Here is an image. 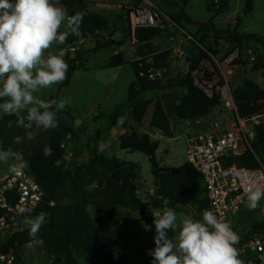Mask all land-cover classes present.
<instances>
[{
	"label": "trees",
	"instance_id": "16d2710c",
	"mask_svg": "<svg viewBox=\"0 0 264 264\" xmlns=\"http://www.w3.org/2000/svg\"><path fill=\"white\" fill-rule=\"evenodd\" d=\"M59 1L69 15L78 12L86 13L81 24V35H69L66 44L59 46L68 49L64 59L69 65L67 78L59 85V91H61L70 85L74 74L83 67L82 55L77 51L71 52L70 49L76 50L89 37H97L96 51L113 48L118 42L113 38L108 41L99 40L100 33L111 30L110 23L105 16L90 11L86 0ZM208 7L210 8V1H208ZM253 9L254 0H245L244 12L248 14ZM171 18L185 30L187 25H194V20L184 11ZM238 22L239 26L241 20ZM210 25V23L207 24L199 31L198 35L201 36L198 41L205 40L209 32L215 31V28ZM163 33L164 31L159 29H138L134 34L132 33V37L138 44L149 47V43ZM227 33L230 42L234 44H241L243 40L258 39L252 35H241L237 30L232 32L228 30ZM188 51L193 57H197L198 53L201 59L205 57L203 50L198 47L192 46L188 48ZM117 57L119 54L112 59L115 60ZM262 58L264 59V55ZM139 63L131 64L136 81L130 86L128 103L137 100L146 92L164 88L161 81L151 82L140 78V72L150 67L146 64L144 67H139ZM123 65H125L123 61L120 63L114 61L111 68ZM255 69L260 68L256 65ZM179 87L186 90V93L175 107V117L178 121L209 118L222 106L219 96L208 97L195 86L190 74L182 78ZM233 96L241 118L250 119L264 114V90L258 84L245 80L241 86L233 90ZM51 100H57V98L53 97ZM124 107V105H117L110 114H104L108 131L118 127ZM151 107H153L151 127L161 131L165 137L172 138V124L160 99L147 100L134 106L130 111L131 119L136 124L143 123ZM99 109L103 110L102 107ZM57 119L59 121L57 128L40 130L35 139L29 140L26 133L33 131L34 126L33 128L17 127L16 116L4 115L0 119V149L11 148L17 154L16 156H22L28 173L43 188L46 195L45 202L37 210L23 214L19 223L25 216L34 218L40 213H46L48 221L41 226L38 238L43 240V245L49 252L56 255L57 259L63 260L62 264H125L116 248L117 239L111 234V231L120 224L119 208L146 213L151 208L162 207L177 211L181 205L190 204L197 208L194 219L200 220V212L208 205L202 175L188 163L170 172L163 171L157 159L160 143L146 133L138 131L127 133L120 137L119 146L121 150L130 153L139 152L148 158L156 188V195L151 202L140 199L138 184L134 178L122 175V162L104 154L92 163L93 179L81 186L78 177L68 176V171L63 170L58 164L63 158L64 141L75 130V118L69 109H64L58 113ZM9 121L12 122V127L8 126ZM255 131L252 150L246 149L238 156L225 158L223 161L225 167L256 169L261 165L264 166V122L257 125ZM45 145L53 150V154L49 157L43 154ZM90 207L95 209V219L89 211ZM153 219V216L146 217V226L155 227ZM103 233L108 235L106 240L103 238ZM29 242L28 228L16 231L12 234L10 243L1 250L2 254H8L10 250L17 252Z\"/></svg>",
	"mask_w": 264,
	"mask_h": 264
},
{
	"label": "rangeland",
	"instance_id": "374dc122",
	"mask_svg": "<svg viewBox=\"0 0 264 264\" xmlns=\"http://www.w3.org/2000/svg\"><path fill=\"white\" fill-rule=\"evenodd\" d=\"M89 1L116 5L117 3H125L129 0ZM151 1L170 17L178 15L181 10H185L193 17L194 22L206 23L203 28H200L196 24L185 27L186 31L190 35H194L196 39L201 36L198 35L199 31L210 23V26H213L215 31H211L213 33L212 40L205 37V40L200 41L204 48L209 49L213 47L214 42L225 48L228 46H239L245 59L250 54L255 58H259L260 62H246L243 69L232 80L231 88L233 91L241 86L245 80H250L264 90V59L262 58L264 55V0H254V9L248 14L244 12L245 0H227L223 9L216 12L208 7V1L210 0ZM53 3L62 6L59 0H53ZM95 5L92 4L90 6L91 10L103 11ZM112 8L116 10L115 6ZM174 12L179 13L172 14ZM108 17L110 19L111 30L100 33L99 40L108 41L113 38L118 44L110 49L96 51L97 37H89L84 40L75 50L82 55L83 67L82 70L74 74L70 85L59 91L60 84H56L49 89H42L36 95L45 101H49L53 97L57 98V101L62 99L67 100L68 103L65 109H69L75 118V130L64 141L62 146L64 150L63 158L58 163L63 170L68 171V176L78 177L79 184L83 186L93 179L92 163L99 156L104 154L110 158H117L125 161L122 162V175L131 176L138 184V196L140 199L151 202L156 195V188L154 176L152 175V167L148 158L139 152L130 153L121 150L119 143L116 142V135L115 139H109V142H105V137L102 135L107 130L104 114H110L117 105L125 106L122 115L123 119L120 121V124L127 130L126 133L133 131L145 133L153 130L151 127L153 107H151L141 124H136L130 116H127L130 106L133 105L132 102H127L129 89L132 83L136 81L131 64L140 60L143 65L146 64L150 68H165L168 71L163 81L164 88L158 91L146 92L141 96L143 100L160 99L165 112L170 116L173 137L166 138L163 136V133H158V135L155 134L152 138L154 141L160 142L157 159L163 171L170 172L182 166L185 163L186 150L184 136L188 133L205 130L208 126L206 127L203 124L204 122L200 124L196 122L181 123L177 121L173 114V107L186 93V90L179 87V83L187 75V67L185 63L178 62L174 58L173 46L176 41L172 39V34L170 32L163 33L149 43L148 47L144 44H138L133 39L129 16L123 9L118 12L108 13ZM239 20L241 22L238 26ZM63 30L62 28L61 31ZM228 30L231 32L237 30L241 35H252L258 39L243 40L241 44H234L230 42ZM175 46L179 47L177 44ZM58 47L54 45L52 51L54 52ZM188 53L192 56V53L189 51ZM116 54H119V57L115 60L112 59ZM73 56L75 57V55ZM114 61L117 63L123 61L125 65L112 69L111 64ZM256 65L260 69H255ZM100 107L103 110H100ZM4 115L7 114L0 112V119ZM214 117L222 118L226 123H229V119L231 120L232 116L221 106L208 119ZM26 166L22 156H15L7 163L0 162V180L13 172L11 168L15 167L16 170L18 167L25 168ZM166 208L168 207L151 208L150 210H160L163 212ZM150 210L146 213H140L126 208L118 209L120 224L115 230L111 231V234L117 239L116 248L119 252V257L125 264H152L153 258L149 255V250L155 248L154 236L156 235V231L155 227H148L145 224V218L152 216ZM89 211L95 219V209L90 207ZM175 212L177 213L178 227L175 231H168L169 237H174V235L178 234L180 222L185 216H192L193 218L196 216L197 208L190 204H183ZM263 222L259 206L255 210H249L246 207V200H244L239 214L233 219L232 225L235 231L245 237L246 235L250 236L255 233L263 225ZM18 227L22 229L28 228L22 221L18 224ZM102 235L106 240L108 235L105 233ZM11 238L12 235H0V254L3 253L1 250L10 243ZM28 245L22 247L17 252L15 250L9 251L18 259V264L63 263V260L57 259L56 255L49 252L43 244L31 247Z\"/></svg>",
	"mask_w": 264,
	"mask_h": 264
},
{
	"label": "clouds",
	"instance_id": "9594fccd",
	"mask_svg": "<svg viewBox=\"0 0 264 264\" xmlns=\"http://www.w3.org/2000/svg\"><path fill=\"white\" fill-rule=\"evenodd\" d=\"M85 15H69L53 0H0V112L16 116L17 127L34 126L26 133L29 140L35 139L40 130L58 127V113L68 101H45L36 94L66 80L69 65L64 57L68 49H52L65 45L69 35H81ZM8 126L12 127L11 121ZM43 154L51 156L52 148L45 145ZM16 155L11 148L0 149V162L7 163ZM244 195L246 207L255 210L264 199V187L247 188ZM21 211L30 213L31 209ZM150 211L156 231L155 248L149 250L152 264H243L235 247L238 234L213 211L205 209L200 220L185 216L174 237L168 236L169 230L178 227L174 209ZM46 219L47 214L40 213L22 220L28 226L29 247L43 244L38 233Z\"/></svg>",
	"mask_w": 264,
	"mask_h": 264
},
{
	"label": "built area",
	"instance_id": "2783aa9c",
	"mask_svg": "<svg viewBox=\"0 0 264 264\" xmlns=\"http://www.w3.org/2000/svg\"><path fill=\"white\" fill-rule=\"evenodd\" d=\"M227 0H210L213 11L223 9ZM129 16L131 32L138 29H159L172 34L175 44L173 51L178 62L185 63L186 74H190L195 86L208 97L219 96L222 106L231 115L229 123L219 117L201 118L196 123H202L207 129L195 131L184 136L186 140L185 163L192 165L203 178L207 208L218 218L229 222L233 228V219L239 214L246 200L244 191L247 188L260 185L264 187V166L256 169L225 167L223 161L230 156H238L246 149L252 150L255 139V127L264 122V114L250 119H243L238 114L231 88L232 80L243 69L246 62H260L252 54L244 58L239 46H219L206 49L202 43L149 0L127 4L122 7ZM206 39L212 40L209 32ZM179 45L176 47L175 45ZM198 47L205 53L204 58L190 56L188 48ZM75 51V49H70ZM190 58V60H189ZM139 67H144L137 60ZM165 68H149L140 72V78L151 82H163ZM263 119V120H261ZM208 120V121H207ZM243 149V150H242ZM43 188L31 177L26 168L18 167L10 175L0 180V235H12L19 230L20 217L30 208L37 210L45 202ZM259 208L264 220V199ZM204 209V210H205ZM202 210L200 219H202ZM234 230V228H233ZM235 231V230H234ZM239 241L235 245L239 259L243 264H264V222L252 235L245 237L235 231ZM0 264H18V259L12 252L0 254Z\"/></svg>",
	"mask_w": 264,
	"mask_h": 264
},
{
	"label": "crops",
	"instance_id": "0c3cea01",
	"mask_svg": "<svg viewBox=\"0 0 264 264\" xmlns=\"http://www.w3.org/2000/svg\"><path fill=\"white\" fill-rule=\"evenodd\" d=\"M142 0H139L138 2H137V0H135V1H131V0H129V1H127V2H125V3H117L116 5H112V4H109V3H103V2H97V3H94L93 1H89V0H86V3L88 4V7H89V9H90V11H92V12H94V13H98V14H101V15H103V16H105L108 20H109V23H110V19H109V17H108V13H114V12H118V11H120L121 9H122V7L123 6H125V5H127V4H133V3H139V2H141ZM149 1H151V0H149ZM189 1V0H188ZM151 2H153V1H151ZM154 3V2H153ZM92 4H96L95 6H97V8H100L101 10H103V11H97V10H91V8H90V6L92 5ZM155 4V3H154ZM156 5V4H155ZM113 6H115L116 7V10L115 9H113L112 7ZM157 6V5H156ZM107 7H109L110 8V10H109V8H107ZM181 11H184L186 14H188L192 19H193V17L187 12V11H185V10H181ZM175 13H179V12H174V13H172V14H175ZM194 20V19H193ZM194 24H199L200 26H202V27H204V25H206V23L205 24H203V23H197V22H194ZM142 96V95H141ZM139 97L137 100H135V101H133L132 102V106H130V108H129V113H128V115L127 116H130V111H131V109L134 107V106H136V105H138L139 103H141V102H144V101H147V100H143L142 99V97ZM179 102V101H178ZM178 102H177V104H178ZM176 104V105H177ZM176 105L173 107V114H174V116H175V107H176ZM167 114V113H166ZM172 114V115H173ZM167 116L169 117V119H170V116H169V114H167ZM123 119V118H122ZM121 119V120H122ZM178 121V120H177ZM197 120H195V121H180L181 123H188V122H196ZM106 132V133H105ZM120 132V133H119ZM127 132V130L124 128V127H122L121 126V124L119 123V125H118V127L116 128V129H114L113 131H107V130H105L103 133H102V135H104V137H105V142H109V139H115V135L117 136L116 137V142L117 143H119V139H120V137H122L123 135H125V134H127L126 133ZM105 133V134H104ZM146 134H149L152 138H153V136L156 134V135H158V133H162L161 131H159V130H157V129H153V130H150V131H148V132H145ZM110 135H111V137H110ZM160 135V134H159ZM164 136V135H163ZM110 137V138H109ZM165 137V136H164ZM166 138H168V137H166ZM165 138V139H166ZM159 142V141H158ZM160 143V142H159ZM106 149V148H105ZM105 152V151H104ZM106 156V155H105ZM110 158V157H109ZM121 161V160H120ZM121 162H125V161H121ZM134 163V162H133ZM181 167V166H180Z\"/></svg>",
	"mask_w": 264,
	"mask_h": 264
},
{
	"label": "water",
	"instance_id": "95a60500",
	"mask_svg": "<svg viewBox=\"0 0 264 264\" xmlns=\"http://www.w3.org/2000/svg\"><path fill=\"white\" fill-rule=\"evenodd\" d=\"M200 28H203L202 26H200L199 24H197ZM205 26V25H204ZM23 229L22 228H19L18 231H22Z\"/></svg>",
	"mask_w": 264,
	"mask_h": 264
}]
</instances>
